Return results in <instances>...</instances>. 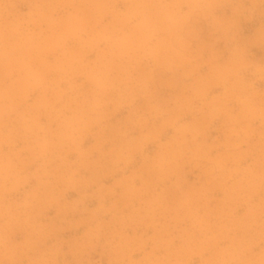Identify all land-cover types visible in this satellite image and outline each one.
Masks as SVG:
<instances>
[{
  "label": "clouds",
  "instance_id": "1",
  "mask_svg": "<svg viewBox=\"0 0 264 264\" xmlns=\"http://www.w3.org/2000/svg\"><path fill=\"white\" fill-rule=\"evenodd\" d=\"M0 264H264V0H0Z\"/></svg>",
  "mask_w": 264,
  "mask_h": 264
}]
</instances>
